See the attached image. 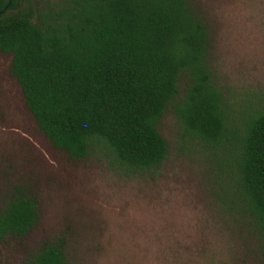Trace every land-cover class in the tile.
Listing matches in <instances>:
<instances>
[{"label":"trees","instance_id":"16d2710c","mask_svg":"<svg viewBox=\"0 0 264 264\" xmlns=\"http://www.w3.org/2000/svg\"><path fill=\"white\" fill-rule=\"evenodd\" d=\"M23 1L0 0V51L12 55L10 73L52 144L140 174L166 157L157 124L172 104L186 131L225 153L264 258V105L229 119L193 0H62L35 11ZM37 219L35 200L15 194L0 208V238L26 235ZM24 264H68L63 240L43 243Z\"/></svg>","mask_w":264,"mask_h":264},{"label":"rangeland","instance_id":"374dc122","mask_svg":"<svg viewBox=\"0 0 264 264\" xmlns=\"http://www.w3.org/2000/svg\"><path fill=\"white\" fill-rule=\"evenodd\" d=\"M61 1L24 0L20 7ZM192 3L207 22L213 79L229 119L239 122L264 105V0ZM11 59L0 51V208L25 193L38 219L26 235L0 238V264H24L59 239L68 264H264L253 221L232 192L225 153L186 131L172 104L157 124L165 159L126 175L101 154L76 159L52 144L10 73Z\"/></svg>","mask_w":264,"mask_h":264}]
</instances>
